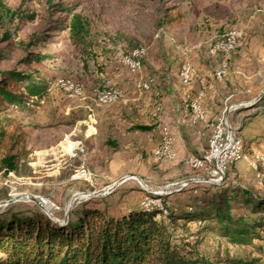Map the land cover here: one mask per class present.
Returning a JSON list of instances; mask_svg holds the SVG:
<instances>
[{
    "label": "rangeland",
    "instance_id": "374dc122",
    "mask_svg": "<svg viewBox=\"0 0 264 264\" xmlns=\"http://www.w3.org/2000/svg\"><path fill=\"white\" fill-rule=\"evenodd\" d=\"M74 12L84 14L91 21V45L85 52L70 39L69 19ZM232 29L243 32L240 45L227 55H212L215 42ZM138 48L146 49L143 71L152 74L180 70V58L184 57L181 50L187 52V57L215 56L220 67L224 61L227 63L226 75L230 74L231 90H245L254 80L249 81L244 72L252 74L259 69L264 75V61L257 62L261 57L264 59V0H2L0 86L6 73L19 74L22 80H12L10 89L23 95V100L10 103L0 94V121H8L10 129L23 132L29 149L45 146L46 141L59 137L60 129L46 127L47 130L42 131V142V137L37 135L39 127L29 125L30 121H71L78 116H65L63 111L81 97H69L58 81L80 82L85 93L93 94L95 99L96 92L105 84L116 86L103 80L109 68L118 63L119 56ZM39 89L43 91L32 95L31 90ZM238 112H231L230 122L245 143L242 130L246 122L236 119ZM133 124L129 137L120 131L119 147L123 150L112 160L102 159L100 155L85 157L81 145L76 142L79 137L73 138L76 144L70 143L67 154L43 152L38 154L39 159H34L31 152L20 173L0 175V202L31 194L49 200L51 211L60 219L69 208L70 218L74 219L73 215L85 204L122 215L143 208L148 190L137 179L121 183L105 196L90 198L91 194L128 176L140 177L148 188L157 192L168 185L207 175L203 170L190 167L188 158L179 160L177 154L172 160L157 159L156 151L163 142L164 129L172 134L162 121H133ZM126 145L131 148L128 152H125ZM97 148L104 154L102 141L98 142ZM247 156V160L229 167L220 187L200 183H192L181 190L178 189L180 185L172 187L171 192L163 196L169 204L168 210L178 209L180 213L190 211L191 206L195 210L199 207L198 201L206 199L207 195L234 189L229 192L234 208L232 213L247 220L259 217L253 211V205L245 202L241 190L253 195L264 194V184L259 187L264 183V173L258 159ZM30 162L35 164L31 167ZM241 165L247 168H241ZM75 195L77 198L71 204ZM38 207L33 201L21 199L8 207H0V213L8 209L20 211ZM261 235L264 237V232ZM257 245L264 248V240L252 238L249 243L235 244L219 232L209 231L200 250L211 261L221 264L253 258L264 261V253Z\"/></svg>",
    "mask_w": 264,
    "mask_h": 264
},
{
    "label": "trees",
    "instance_id": "16d2710c",
    "mask_svg": "<svg viewBox=\"0 0 264 264\" xmlns=\"http://www.w3.org/2000/svg\"><path fill=\"white\" fill-rule=\"evenodd\" d=\"M68 27L72 43L85 52L91 45L90 19L80 12L71 13ZM6 74L0 86L2 98L10 103L22 101L23 95L10 89L12 80L22 77L14 72ZM31 152L25 134L10 129L8 121H0V173H20ZM232 190L211 193L198 201V209L191 206L190 211L180 213L178 209L164 214L157 208H140L115 215L85 204L64 225L39 207L8 209L0 213V264H221L200 250L209 231L219 232L235 244L249 243L252 238L264 240V194L241 190L245 202L253 205L254 213L259 215L247 220L232 213ZM256 247L264 253L261 245ZM232 264L264 261L253 258Z\"/></svg>",
    "mask_w": 264,
    "mask_h": 264
},
{
    "label": "crops",
    "instance_id": "0c3cea01",
    "mask_svg": "<svg viewBox=\"0 0 264 264\" xmlns=\"http://www.w3.org/2000/svg\"><path fill=\"white\" fill-rule=\"evenodd\" d=\"M180 60L183 61L181 58ZM188 60L197 69V75L190 85L182 83L179 75L181 69L152 74L150 71H143L146 65L142 63L140 71L131 73L122 68L119 62H115L103 82L124 89V99L102 106L95 103L93 94L85 93L74 105H69L67 110L63 111L65 116L78 114L71 121H44L47 124L42 121H30L29 125L39 127L37 135L42 137V142V131L47 130L46 127L56 131L60 129V135L55 140L46 141L45 146L32 147V157L39 159L41 156L38 154L43 152L51 155L59 152L67 154L70 151V143L77 142L81 145L85 157L100 155L102 159L118 158L120 150H123L119 147V133L121 131L127 137L132 135L133 121H162L176 138L174 150L179 160H185L192 155L201 156L208 149L212 126L222 116L225 108L232 103H243L238 109L236 119L246 122L242 133L246 138L247 155L258 159L260 169L264 173V164L261 161L264 157V94L260 97L264 91L262 70L255 69L252 74L244 72L249 81L254 80L253 85L245 90L232 91L230 74L223 78H217L215 75L220 67L215 56L191 55ZM262 61L264 59L261 57L257 62ZM145 81L151 82V88L148 90L141 87ZM199 96L206 111V121L195 120L191 108V102ZM74 137H79L76 142ZM99 141L103 143L104 154L98 151ZM75 148L76 145L73 149ZM129 149L131 150L129 145H126L125 152ZM29 164L32 167L35 163ZM9 174L11 175V172ZM263 184H259V187L262 188Z\"/></svg>",
    "mask_w": 264,
    "mask_h": 264
},
{
    "label": "built area",
    "instance_id": "2783aa9c",
    "mask_svg": "<svg viewBox=\"0 0 264 264\" xmlns=\"http://www.w3.org/2000/svg\"><path fill=\"white\" fill-rule=\"evenodd\" d=\"M243 32L238 29H232L223 34L212 46V55H227L234 51L241 42ZM184 54L182 66L180 70V78L184 85L192 84L197 75L196 67L188 60L187 52L181 50ZM146 54L145 48L135 49L130 54L119 56L118 62L121 66L127 68L131 73H137L142 67V59ZM227 73V63L224 61L222 66L215 72L217 78H223ZM60 87L71 98L83 97L85 93L84 85L80 82L71 79H60L58 81ZM145 90L151 88V82L145 81L141 84ZM125 91L121 87L105 85L98 90L95 95V103L98 105H111L124 99ZM242 104L227 106L219 118L212 126V132L209 139L208 149L201 156H190L187 159V164L193 169L203 170L206 176H197L183 180L182 182L168 185L166 191L148 192V196L143 202V208L147 210L159 209L164 214H168V207L164 202L163 196L171 192L172 187L180 185L178 189L189 186L192 183H200L203 185H220L225 179L226 172L233 164L247 158L246 145L243 140L237 135V129L230 122V114L233 110H238ZM191 108L194 113L195 120L206 121V111L201 104V96L191 102ZM164 139L158 150L156 157L158 160H172L176 156L174 143L176 138L169 133L168 129H164ZM264 164V157L261 158ZM256 169L258 166L254 165ZM11 174H13L11 172ZM136 177H129L125 181ZM138 180V179H137ZM124 181V182H125ZM38 200L46 207L51 208V203L43 196H36Z\"/></svg>",
    "mask_w": 264,
    "mask_h": 264
},
{
    "label": "water",
    "instance_id": "95a60500",
    "mask_svg": "<svg viewBox=\"0 0 264 264\" xmlns=\"http://www.w3.org/2000/svg\"><path fill=\"white\" fill-rule=\"evenodd\" d=\"M264 92V91H263ZM261 96V95H260ZM128 177H124L122 178L121 180H119L118 182L114 183L113 185L107 187V188H110V191H112L114 188H116L118 185H120L121 183H123ZM136 178L141 182L142 186L145 187L148 192H153L154 189H150L148 188V186L145 184V182L143 181V179H141L140 177L136 176ZM105 190V189H104ZM104 190L100 191V192H95V193H92L90 198L93 197V196H105L107 195L109 192L107 193H102ZM167 188H164L163 191H166ZM21 199H27V200H30V201H33L35 204H37L53 221H55L56 223L60 224V225H64L66 223H68L69 221V218H70V208L68 209L65 217L63 219H60L58 217H56L53 212L51 211L50 208L46 207L45 205H43L36 196L34 195H31V194H22V195H18V196H15L9 200H5V201H2L0 202V207H8L10 206L11 204L15 203V202H18L20 201Z\"/></svg>",
    "mask_w": 264,
    "mask_h": 264
},
{
    "label": "bare ground",
    "instance_id": "6f19581e",
    "mask_svg": "<svg viewBox=\"0 0 264 264\" xmlns=\"http://www.w3.org/2000/svg\"><path fill=\"white\" fill-rule=\"evenodd\" d=\"M139 181V180H138ZM140 182V181H139ZM141 183V182H140ZM110 189H111V187L110 188H106L102 193H107V192H109L110 191ZM83 194V193H82ZM76 196V195H75ZM73 197V199L71 200V204H73V202H74V200L77 198V196L76 197ZM82 196V195H81ZM49 208V207H48Z\"/></svg>",
    "mask_w": 264,
    "mask_h": 264
}]
</instances>
